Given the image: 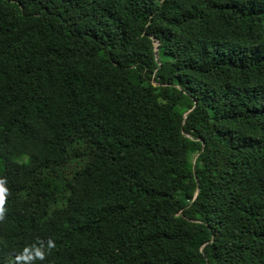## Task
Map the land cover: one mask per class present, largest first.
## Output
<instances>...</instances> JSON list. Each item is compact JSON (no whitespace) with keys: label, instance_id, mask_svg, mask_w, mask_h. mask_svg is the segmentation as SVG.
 I'll use <instances>...</instances> for the list:
<instances>
[{"label":"trees","instance_id":"1","mask_svg":"<svg viewBox=\"0 0 264 264\" xmlns=\"http://www.w3.org/2000/svg\"><path fill=\"white\" fill-rule=\"evenodd\" d=\"M0 264H264V0H0Z\"/></svg>","mask_w":264,"mask_h":264},{"label":"water","instance_id":"2","mask_svg":"<svg viewBox=\"0 0 264 264\" xmlns=\"http://www.w3.org/2000/svg\"><path fill=\"white\" fill-rule=\"evenodd\" d=\"M157 45H158V44L156 43V47H155L156 49H157Z\"/></svg>","mask_w":264,"mask_h":264}]
</instances>
